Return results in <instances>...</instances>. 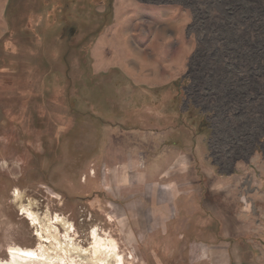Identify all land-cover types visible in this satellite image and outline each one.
Masks as SVG:
<instances>
[{
    "label": "rangeland",
    "instance_id": "obj_1",
    "mask_svg": "<svg viewBox=\"0 0 264 264\" xmlns=\"http://www.w3.org/2000/svg\"><path fill=\"white\" fill-rule=\"evenodd\" d=\"M7 4L0 264L16 248L90 264L93 232L123 264H264V0ZM165 12L186 53L175 81L94 71L111 26L147 36ZM37 63L47 90L29 92Z\"/></svg>",
    "mask_w": 264,
    "mask_h": 264
},
{
    "label": "crops",
    "instance_id": "obj_2",
    "mask_svg": "<svg viewBox=\"0 0 264 264\" xmlns=\"http://www.w3.org/2000/svg\"><path fill=\"white\" fill-rule=\"evenodd\" d=\"M8 1L0 0V20L6 11ZM168 14L162 13L161 19L158 18L152 24L156 27L155 32L131 40L125 36L118 39L113 37L111 26L108 34L100 37L95 45L92 54L94 71L102 73L116 68L131 78L133 75L127 70L130 67L136 70L137 77L133 76L136 80L131 78L135 80L136 86L147 89L162 88L175 81L182 71L186 53L181 47V36L174 30L175 22L169 20ZM7 31V24L0 22V39Z\"/></svg>",
    "mask_w": 264,
    "mask_h": 264
},
{
    "label": "bare ground",
    "instance_id": "obj_3",
    "mask_svg": "<svg viewBox=\"0 0 264 264\" xmlns=\"http://www.w3.org/2000/svg\"><path fill=\"white\" fill-rule=\"evenodd\" d=\"M28 215L32 217L31 213H28ZM92 235L95 242L92 257L88 260L90 264H123V258L118 254L117 245L114 241L107 244L101 240V238L97 239L95 232H93ZM58 246H60V244H58ZM61 250L62 248H59L58 252L56 251L57 257L60 256L59 251ZM45 252L47 251L36 256L31 251H23L16 248L11 251V263L8 264H54L56 257H51Z\"/></svg>",
    "mask_w": 264,
    "mask_h": 264
},
{
    "label": "trees",
    "instance_id": "obj_4",
    "mask_svg": "<svg viewBox=\"0 0 264 264\" xmlns=\"http://www.w3.org/2000/svg\"><path fill=\"white\" fill-rule=\"evenodd\" d=\"M8 5V4H7ZM59 7H53V5H52V7H50L49 8V10L51 11H58V10H56V9H58ZM6 9H7V7H6ZM8 9H9V7H8ZM8 9H7V13H8ZM49 11V13H48V18L49 17H51L50 16V14L52 13V12H50ZM6 12V11H5ZM52 18V17H51ZM59 19H61V18H59ZM7 20V19H6ZM7 27H8V29H9V23L7 22ZM4 38V36L2 37V39ZM4 41H5V38H4ZM6 43H7V45H5V46H3L2 48H1V50H4V52H7V50H8V43L9 42H12L10 39H6V41H5ZM5 42L3 43V44H5ZM39 42V41H38ZM37 42V43H38ZM36 43V44H37ZM67 44V43H66ZM33 54V56L35 57V55H36V53H35V51L32 53ZM58 57V55L56 54V55H53L52 56V59L56 62V58ZM30 66V68H29V70L31 69V71H29V75H28V77H30V84L28 85V86H30L31 85V87H28L27 89H26V91H36V88L38 87L39 89H42V91H46L47 89V84H46V86L44 85V83H43V81L41 80V79H39L38 78V73H35L36 72V70H38L39 69V63H37V64H35V65H29ZM37 74V75H36ZM39 74H41V72H39Z\"/></svg>",
    "mask_w": 264,
    "mask_h": 264
},
{
    "label": "flooded vegetation",
    "instance_id": "obj_5",
    "mask_svg": "<svg viewBox=\"0 0 264 264\" xmlns=\"http://www.w3.org/2000/svg\"><path fill=\"white\" fill-rule=\"evenodd\" d=\"M55 7H57V6H55ZM58 10H60V9L58 8ZM59 12H61V11H59ZM50 16L52 17L53 16V13H51ZM59 17H61V19L63 18L62 15H60ZM64 29H66L64 31H66V37H67V39H69L71 41L72 40V37H73L72 34H74L72 27L71 28H68L67 26H64ZM57 41H59V39H57ZM66 43L68 44V42H66Z\"/></svg>",
    "mask_w": 264,
    "mask_h": 264
}]
</instances>
